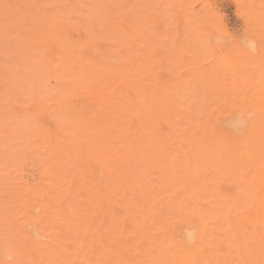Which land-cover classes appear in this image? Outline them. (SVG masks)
I'll return each instance as SVG.
<instances>
[{
    "label": "rangeland",
    "instance_id": "obj_1",
    "mask_svg": "<svg viewBox=\"0 0 264 264\" xmlns=\"http://www.w3.org/2000/svg\"><path fill=\"white\" fill-rule=\"evenodd\" d=\"M102 1L0 0V264H117L104 251L110 247H103L99 226H92V239L73 229L67 232L70 218L64 211V202L76 190L72 180L106 185L97 179L106 159L81 160L80 153L91 142L81 137L66 148L54 149L47 138L42 140V129L32 132L37 128L32 124L36 119L44 121L42 128L53 135L61 130L54 117H62L66 110L70 124L62 130L69 134L76 131V121L83 124L99 117L95 114L99 102L106 105L120 98L122 112L100 124L98 131L109 132L114 140L126 133L124 138L136 145L148 116L142 115L143 120L139 116L144 106L160 109L166 105L173 119L193 120L204 106H208L207 112H211L209 106H215L211 108L238 113L264 105V0H111L107 7L100 5ZM32 3L41 11L49 4L46 12L65 16L54 23L60 37H55L56 29L51 31L53 36L38 33L27 37L25 30L36 17L28 12ZM50 12L44 15L45 22ZM14 26L20 28L16 33ZM19 31H23V41ZM116 36L120 41H114ZM63 37L80 44L78 51L84 49L75 57L89 59L85 68L78 60L59 70L44 60L48 57L56 63ZM91 37L94 47L83 45ZM120 57L133 61L126 68L132 71L131 80L121 84L123 94L102 99L92 92L94 82L89 88H71L90 71L91 63L103 69L106 62ZM110 82L114 81L104 79L105 86ZM143 96L146 103L141 101ZM167 96V101L161 100ZM59 102L61 107V102L66 104L65 110L57 106ZM48 110L54 114L46 116ZM215 116L218 120L219 115ZM16 117L22 118L17 121ZM162 122L166 121H155L154 128H166L167 123ZM93 128L88 130L90 139L98 136ZM17 130L26 132L25 140L15 136ZM165 149L180 151L168 145ZM68 151L70 157L62 153ZM114 152L124 163L118 168L110 166L134 179L137 169L129 164V152ZM45 159L56 164L47 167ZM103 240L109 242L107 236Z\"/></svg>",
    "mask_w": 264,
    "mask_h": 264
},
{
    "label": "bare ground",
    "instance_id": "obj_2",
    "mask_svg": "<svg viewBox=\"0 0 264 264\" xmlns=\"http://www.w3.org/2000/svg\"><path fill=\"white\" fill-rule=\"evenodd\" d=\"M102 2L100 5L106 6L111 0ZM36 7L32 3L28 11L36 17L25 30L27 37H37L38 33L53 36V29H56L55 34L58 33L54 23L65 16L57 12L52 15L49 11L51 15L45 22L49 4L44 11L36 10ZM16 28L19 27L14 26V32ZM22 33L18 38L23 41ZM123 36L128 37V34L123 31ZM65 39L62 38V49L57 51L56 63L48 57L44 60L50 65L56 64L54 67L59 70L78 60L85 68L89 59L75 57L84 49L78 51L80 44ZM114 41H120V38L116 36ZM83 45L94 47L92 37ZM96 51L99 53L100 50ZM129 61L120 57L116 62H106L103 69H97L91 63L90 71L83 73L78 84L71 88H89L88 85L94 82L92 92L102 99L122 93L121 84L128 83L133 76L131 69H126L133 62ZM97 70L99 74H96ZM45 72L51 75L50 70ZM49 76L46 75L48 79ZM105 78L114 82L105 86ZM138 88L142 90L140 85ZM119 99L106 105L99 102L95 112L99 117L91 120L89 117V122L83 124L76 121L73 133L62 130L71 119V115L66 114V104L62 102V107L60 102L57 106L65 108L64 115L54 117L60 131L47 134L42 128L44 121L34 119L35 123L32 122L37 127L32 128V132L42 129V140L47 138V143L54 149L66 148L70 141H78L81 137L85 138L84 141H91L90 146L80 153L81 160L106 159L99 167L101 176L97 178L106 185L100 187L95 182L89 186L83 179L72 180L76 190L64 202L65 214L70 218L66 224L67 232L73 229L75 233L92 239V226H99V238L105 242L103 247H110L104 251L111 254L117 264H264V105L238 113L222 107L213 110L215 106H209L211 112H207L208 106H204L206 110L202 108L193 120L173 119L166 105L160 109L144 106L139 110V116H148L143 121L145 126L140 142L135 145L131 138H124L126 133H120L119 139L114 140L109 132L98 131L100 124H106L109 118L122 112L124 104L119 103ZM168 99V96L161 98L163 101ZM141 101L147 102L144 96ZM48 111L46 116L54 114L53 110ZM215 115H219L218 120ZM20 119L16 117L17 121ZM160 119L166 121L162 122L167 123L166 128L160 125L154 128L155 121ZM120 122L124 123L121 116ZM91 125L98 134L93 137L95 139H90L92 134L88 130ZM14 133L21 141L26 139V132L17 130ZM63 143L65 145L61 146ZM165 145L178 147L180 151L164 150ZM114 150L129 152V164L137 169L134 179L130 180L126 171L115 172L110 166L113 164L118 168L124 163L114 155ZM62 153L71 156L70 151ZM45 160L47 167L56 162ZM223 182L226 184L220 185ZM106 236L109 242L103 240Z\"/></svg>",
    "mask_w": 264,
    "mask_h": 264
}]
</instances>
